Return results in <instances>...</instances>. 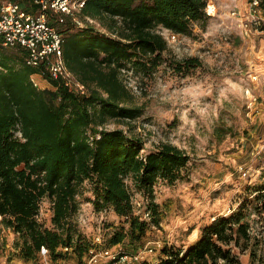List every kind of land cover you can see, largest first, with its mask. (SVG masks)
I'll return each instance as SVG.
<instances>
[{
	"label": "trees",
	"instance_id": "obj_1",
	"mask_svg": "<svg viewBox=\"0 0 264 264\" xmlns=\"http://www.w3.org/2000/svg\"><path fill=\"white\" fill-rule=\"evenodd\" d=\"M207 2L87 0L79 14L86 24L52 18L64 35L65 62L85 84V94L47 75L52 87H38L32 75L39 69L27 63L25 50H0V215L19 234L23 259H37L45 246L56 264L70 254L82 257L95 245L83 239L73 222L86 181L93 195L87 201L96 211L111 207L129 223L107 239L106 247L128 239L132 250L122 253L136 254L147 234L150 222L135 215L132 188L146 197L152 222L161 223L155 185L186 176L191 156L170 142L144 153L140 137L99 125L108 116L132 120L144 113L142 107L128 105L133 94L123 72L152 76L167 60L168 40L158 28L192 35L195 22L211 17ZM87 18L97 19L106 30ZM171 64L186 73L199 62L191 57ZM248 188L249 195L233 212L204 224L192 243H165L155 261L133 264H246V255L248 264H264V181ZM46 197L52 202L53 227L38 220Z\"/></svg>",
	"mask_w": 264,
	"mask_h": 264
},
{
	"label": "rangeland",
	"instance_id": "obj_2",
	"mask_svg": "<svg viewBox=\"0 0 264 264\" xmlns=\"http://www.w3.org/2000/svg\"><path fill=\"white\" fill-rule=\"evenodd\" d=\"M241 2L210 0L217 7L216 13L206 23L195 22L192 35L168 42L167 60L152 76L143 79L132 69L125 70L122 76L133 94L128 105L140 106L144 113L132 120L108 116L99 125L105 129L121 128L129 136L140 137L144 153L170 142L191 156L186 176L174 183L160 179L155 185L159 225L146 214V197L132 188L135 215L150 222L137 250L140 260L155 261L165 243H192L204 224L233 212L249 195L248 187L264 181V80L251 77L253 72L264 75V32L258 33L252 27L247 33L239 19L230 15L231 9ZM89 23L106 30L97 19ZM158 29L166 35L165 28ZM191 57L197 58L199 64L186 73L170 65L171 61ZM38 81L42 88L52 87L46 80ZM242 166L254 168L255 176L243 177ZM83 190L73 222L83 239L96 245L98 258L105 261L101 251L107 239L129 223L111 207L95 210L93 203L87 201L93 197L88 181ZM52 215V202L46 197L38 220L53 227ZM18 241H22L19 234L3 224L1 215L0 264H54L50 255L43 252L37 259H23ZM114 248L132 250L128 239ZM68 258L70 264H98L90 261L89 251L82 257L70 254ZM243 259L249 263L248 255ZM56 264H61V260Z\"/></svg>",
	"mask_w": 264,
	"mask_h": 264
},
{
	"label": "built area",
	"instance_id": "obj_3",
	"mask_svg": "<svg viewBox=\"0 0 264 264\" xmlns=\"http://www.w3.org/2000/svg\"><path fill=\"white\" fill-rule=\"evenodd\" d=\"M87 0H0V50L19 47L26 51L27 63L38 68L32 75L35 85L41 87L38 79H46V75L66 86L77 94H85L87 88L77 75L69 69L63 55L64 35L59 28L52 24V18L64 22L71 17L80 25L82 20L79 14L86 5ZM239 1V0H237ZM241 5L231 9L230 15L240 21V25L249 33L252 27L258 33L264 32V0H240ZM216 5L207 2L206 11L209 15L216 13ZM92 22L91 18H87ZM168 42H177L181 34L169 29L165 30ZM253 80L263 79L264 75L251 73ZM49 81V80H48ZM50 82V81H49ZM264 147V145H262ZM241 175L245 178L255 176L256 171L251 167H241ZM149 215V212L146 213ZM1 216V215H0ZM101 241V238L98 237ZM69 250L68 247L64 248ZM96 245L89 250L91 262L98 264H126L140 259V255L122 253L114 247H103L101 253L105 261L98 258ZM149 250H153L152 247ZM47 248L42 246V252L47 254ZM61 264H70L62 260Z\"/></svg>",
	"mask_w": 264,
	"mask_h": 264
},
{
	"label": "crops",
	"instance_id": "obj_4",
	"mask_svg": "<svg viewBox=\"0 0 264 264\" xmlns=\"http://www.w3.org/2000/svg\"><path fill=\"white\" fill-rule=\"evenodd\" d=\"M44 80H46V79H44ZM46 81H48V80H46ZM49 82V81H48Z\"/></svg>",
	"mask_w": 264,
	"mask_h": 264
}]
</instances>
